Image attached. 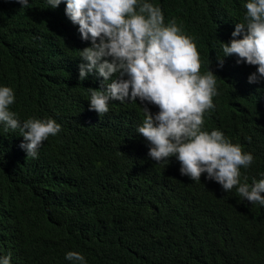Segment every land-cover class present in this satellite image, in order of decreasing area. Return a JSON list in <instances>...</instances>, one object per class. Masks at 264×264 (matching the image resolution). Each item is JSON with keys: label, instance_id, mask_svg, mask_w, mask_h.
Listing matches in <instances>:
<instances>
[{"label": "trees", "instance_id": "1", "mask_svg": "<svg viewBox=\"0 0 264 264\" xmlns=\"http://www.w3.org/2000/svg\"><path fill=\"white\" fill-rule=\"evenodd\" d=\"M146 2L196 44L201 75L210 68L218 77L202 130H220L253 155L241 183L264 179V80L249 84L256 66L224 57L222 44L245 22L248 0ZM29 4L0 0V86L13 89L9 110L21 122L53 119L61 131L27 158L19 130L0 124V256L10 254V264H73L69 251L86 264H264V206L207 174L200 182L182 176L174 157L152 161L137 132L139 101H110L103 116L89 111L86 89L103 79H79V51L90 40L66 17L65 3Z\"/></svg>", "mask_w": 264, "mask_h": 264}, {"label": "clouds", "instance_id": "2", "mask_svg": "<svg viewBox=\"0 0 264 264\" xmlns=\"http://www.w3.org/2000/svg\"><path fill=\"white\" fill-rule=\"evenodd\" d=\"M22 8L29 0H15ZM66 4L65 15L90 47L79 51V79L89 74L103 78L99 89L90 93L89 111L103 116L110 101L137 102L144 119L137 128L148 145V157L157 164L175 158L180 174L199 181L202 174L225 192L237 189L250 204L264 206V179L241 183V167L254 161L240 144H233L220 130L203 131L204 115L214 109L218 77L209 70L201 75L200 54L190 37L172 20L165 25L162 10L146 0H47L51 9ZM244 23H236L231 40L223 44L224 57L236 63L256 66L249 84L264 80V0L244 4ZM223 66V58L217 60ZM108 81H111L108 83ZM15 103L12 88L0 86V124L5 132L19 130L25 143L20 147L27 158H36L39 148L61 131L53 119L29 118L21 122L9 108ZM159 109L153 114L147 105ZM123 154V153H122ZM3 160L0 145V162ZM65 259L86 264L85 258L69 251ZM11 255L0 256L10 264Z\"/></svg>", "mask_w": 264, "mask_h": 264}, {"label": "bare ground", "instance_id": "3", "mask_svg": "<svg viewBox=\"0 0 264 264\" xmlns=\"http://www.w3.org/2000/svg\"><path fill=\"white\" fill-rule=\"evenodd\" d=\"M224 226V225H223Z\"/></svg>", "mask_w": 264, "mask_h": 264}]
</instances>
